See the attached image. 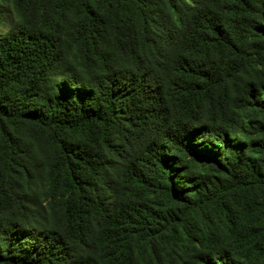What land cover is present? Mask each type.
<instances>
[{
    "label": "trees",
    "instance_id": "16d2710c",
    "mask_svg": "<svg viewBox=\"0 0 264 264\" xmlns=\"http://www.w3.org/2000/svg\"><path fill=\"white\" fill-rule=\"evenodd\" d=\"M0 264H264V0H0Z\"/></svg>",
    "mask_w": 264,
    "mask_h": 264
}]
</instances>
